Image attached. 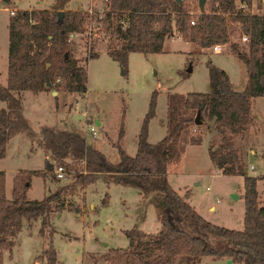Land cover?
Masks as SVG:
<instances>
[{
    "label": "trees",
    "instance_id": "trees-1",
    "mask_svg": "<svg viewBox=\"0 0 264 264\" xmlns=\"http://www.w3.org/2000/svg\"><path fill=\"white\" fill-rule=\"evenodd\" d=\"M69 0H54L51 8H15L7 18V55L5 84L0 86V158L7 140L24 134L48 154L49 171L60 164L71 181L41 199H28L31 174L38 170H18L11 180V191L4 193V171L0 169V264L3 250L10 251L22 218L40 217L38 231L43 234L49 221L51 202L75 188L81 190L97 176L105 182L135 187L142 198L153 203L159 228L146 232L134 223L122 229L127 239L124 247L111 248L101 258L107 264H198L200 257L230 258L242 264H264V200L257 199L256 175L245 171L243 158L234 147V135H242L251 122L250 97L264 95V14L235 9L237 0H205L203 11L190 23L188 1L180 0H104L97 10L65 8ZM249 5L250 0H238ZM100 22L108 33L104 51L126 70L127 54L162 51L166 36L173 32L194 43L197 49L226 44L227 50L242 62L246 80L241 90H234L226 72L206 60L207 92H169L166 94L165 134L155 142L146 140L147 121L154 114L156 91L149 94L147 109L136 134L134 154L121 146L122 120L115 139L117 160L109 161L79 132L41 126L32 130L22 114L21 91L37 93L54 89L83 94L86 91V63L97 56L92 45L81 59L71 50L69 33L90 36V20ZM97 25V24H96ZM98 26V28H99ZM87 27L90 33H86ZM241 35L246 40L239 42ZM46 81L50 83L46 85ZM56 95H54L55 97ZM187 110L211 121L218 135L207 145L209 160L223 174L242 179V228L214 224L188 203V192L179 194L167 180V164L180 157L184 145L199 144L202 138L187 136L185 127L193 121ZM80 165H76V162ZM78 163V164H79ZM57 206L63 202L57 201ZM69 208V207H68ZM52 229L47 232L51 235ZM42 264H55L51 245L42 250ZM96 257L92 263L95 264Z\"/></svg>",
    "mask_w": 264,
    "mask_h": 264
},
{
    "label": "rangeland",
    "instance_id": "rangeland-1",
    "mask_svg": "<svg viewBox=\"0 0 264 264\" xmlns=\"http://www.w3.org/2000/svg\"><path fill=\"white\" fill-rule=\"evenodd\" d=\"M100 12L104 0H79ZM54 0H0V86L4 84L7 55V18L9 9L52 7ZM262 1L251 0L249 11L262 13ZM190 7L196 0L188 1ZM195 10V8L193 9ZM97 24V25H96ZM100 22L90 20L92 35L76 34L71 39L72 54L76 59L84 57L87 48L98 51L97 56L86 63V91L79 93L60 92L57 97L47 93L25 91L22 96V114L32 130L41 126L53 129H69L79 132L87 142L102 140L99 150L106 158L115 162L116 149L111 142L116 137L122 120L123 135L120 143L132 154L136 146V134L141 119L147 109L149 94L156 91L154 114L147 121L146 140L157 141L164 132L161 124L166 115V94L169 92H207L208 75L205 62L207 50L198 53L197 46L181 38L164 39L162 51L142 53L130 51L127 54L126 70L121 73L117 61L105 51L107 32H103ZM99 26V28H98ZM240 39V38H239ZM245 40H239L242 43ZM91 48V47H90ZM209 54L210 61L224 69L234 83V89L246 79L243 64L227 50ZM189 69V71L187 70ZM236 87V88H235ZM76 100V101H75ZM5 105L0 100V107ZM74 105V107H73ZM56 107V108H55ZM251 122L242 135H234V147L243 158L245 171L258 177L256 181L257 199L264 200V95L250 97ZM85 112V113H84ZM194 118L196 112L187 110ZM86 118V119H85ZM199 122H189L185 127V137L202 138L199 144H186L180 157L167 164L170 185L179 193L188 192L186 200L206 220L229 228H242V179L240 175L218 172L209 162L207 145L216 143L218 135L211 121L202 114ZM95 119H102L101 125ZM92 123L96 135L91 136L85 129ZM107 141V142H106ZM42 150L22 133L11 136L5 144L4 156L0 158V169L4 171V193L8 197L11 180L18 170H38L43 174H31L30 186L26 190L28 199H41L50 192L71 181L73 170L57 178L49 171ZM76 162V165H80ZM252 164L253 169L248 165ZM55 165V163L53 164ZM74 189L58 200L51 202L47 213L49 226L44 233L38 231L40 217L29 221L22 218L19 230L14 236L11 250L2 252V264H42V250L49 239L56 253V264H107L101 258L111 248L124 247L127 239L122 229L136 223L145 231L158 230L153 203L140 198L137 189L130 185L105 182L97 176L88 183L83 194ZM105 199V202L103 203ZM63 206H57V201ZM79 205V206H78ZM69 207V208H68ZM79 210L81 213H77ZM142 218V219H141ZM52 229L51 235L47 232ZM35 264V263H34ZM198 264H242L227 258L202 256Z\"/></svg>",
    "mask_w": 264,
    "mask_h": 264
},
{
    "label": "crops",
    "instance_id": "crops-1",
    "mask_svg": "<svg viewBox=\"0 0 264 264\" xmlns=\"http://www.w3.org/2000/svg\"><path fill=\"white\" fill-rule=\"evenodd\" d=\"M262 1V0H261ZM80 3H81V1H79V0H69L67 3H66V5H65V8H68V9H86L87 8V6L86 5H83L82 7L80 6ZM250 3H251V0H250ZM250 3H249V5H250ZM262 3V5H263V2H261ZM249 5H246V7H247V11H249L248 10V7H249ZM264 6V5H263ZM263 6H262V9H263ZM27 8H29V7H27ZM45 8H48V7H45ZM50 8V7H49ZM250 13H255V12H252V11H249ZM167 38V36L164 38V39H166ZM168 38H181L180 36H178V35H176V33H172L171 34V36L170 37H168ZM182 39V38H181ZM164 41V40H163ZM189 42V41H188ZM163 44V43H162ZM221 45V47H220V50L219 51H222L223 49H225L226 50V48H225V46H226V44H220ZM163 47V46H162ZM211 48V50L209 51V50H207V49H210ZM101 48H99V50H100ZM207 50V54H206V56H207V58H208V60H210V58H209V54L210 53H212V52H219V51H213L212 50V45L211 46H209V47H204V48H200V50H198V53H203V50ZM98 50V51H99ZM98 51H97V53H98ZM240 61V60H239ZM241 62V61H240ZM242 63V62H241ZM244 66V65H243ZM224 70V69H223ZM6 71V70H5ZM189 71V70H188ZM226 72V71H225ZM227 74V73H226ZM228 75V74H227ZM228 78H229V80H230V82H231V86H232V88L234 87L233 85H234V83H233V81L231 80V78L228 76ZM245 80L246 79H244V81L243 82H241L240 81V83H241V86H239L237 89H238V91L239 90H241L242 88H243V86H244V83H245ZM4 84H5V77H4ZM3 84V85H4ZM236 88V87H235ZM234 89V88H233ZM234 90H236V89H234ZM25 91H28V90H24V91H21V98H22V96H23V93L25 92ZM40 93H47V94H49L50 96H53L54 97V95H56V97H57V94H59L60 92H62V91H56V93L53 95L52 94V92H51V89H44V90H41V91H39ZM85 94V92L83 93V94H80V95H84ZM76 101V100H75ZM73 107H74V105H73ZM56 108V107H55ZM250 112H251V110H250ZM85 113V112H84ZM166 116V115H165ZM250 116H251V118H252V115H251V113H250ZM86 119V118H85ZM102 119H95V123H96V121H97V123L96 124H98V125H101V121ZM85 123H88V122H85ZM163 126H164V132H163V135L165 134V119L164 120H162V123H161ZM162 135V136H163ZM161 136V137H162ZM160 137V138H161ZM159 138V139H160ZM102 139L101 138H99V139H93L92 140V142L93 143H96V144H94V146H96L98 149H99V143H100V141H101ZM158 140V139H157ZM203 141V140H202ZM107 142V141H106ZM150 142H153V141H150ZM204 142V141H203ZM187 144H189V143H187ZM186 145V144H185ZM184 145V146H185ZM39 147V146H38ZM40 148V147H39ZM41 150H42V152L44 153V156L45 157H47L48 159H49V156H48V154H46L44 151H43V149L42 148H40ZM135 149H136V146H135ZM134 152H135V150H134ZM134 152L132 153V154H134ZM131 154V155H132ZM210 163H211V165L218 171V172H220V169L219 168H217V167H215L214 166V164L211 162V161H209ZM169 168L167 167V177H168V175H169ZM85 188V187H84ZM84 188H82L81 189V194H83V192H84ZM258 190V189H257ZM185 192V191H184ZM258 192V191H257ZM137 193L139 194V199L140 198H142L141 197V194L139 193V191L137 190ZM80 194V195H81ZM184 194V193H183ZM182 194V195H183ZM187 198V197H186ZM105 202V199H104V201H103V203ZM79 206V205H78ZM195 209V208H194ZM82 211V210H81ZM81 211H79V210H77L76 212L77 213H81ZM198 213H200V211H198ZM82 214V213H81ZM142 219V218H141ZM159 226V225H158ZM139 228L140 229H142L143 231H145L143 228H141V226H139ZM159 228V227H158ZM146 232H150V231H146ZM97 261H99V260H97ZM96 261V262H97ZM33 262L36 264V262H35V260H33ZM95 262V263H96ZM33 263V264H34ZM56 264V263H55Z\"/></svg>",
    "mask_w": 264,
    "mask_h": 264
},
{
    "label": "built area",
    "instance_id": "built-area-1",
    "mask_svg": "<svg viewBox=\"0 0 264 264\" xmlns=\"http://www.w3.org/2000/svg\"><path fill=\"white\" fill-rule=\"evenodd\" d=\"M235 9H239V10H247V7H246L245 2H243V1H238V0H237V1L235 2ZM198 11H199L198 8L195 9V10H190V11H189V14H190V20H189V22H190V23H193V21L196 19V15H197V12H198ZM12 12H13V10H12V9H9V13H12ZM86 33H88V34L90 33V29H89V27H87ZM76 34H79V33L70 32V33H69V38L74 37ZM246 39H247V38H246L245 35H241L239 40H246ZM220 47H221L220 44H213V45H212V50H213V51H219V50H220ZM87 125H88V127L85 128V129L87 130V132L90 133V135H91L92 137L95 136V135H96V130H95V127L93 126V124L88 122ZM248 168H249V169H253V165H252V164H249V165H248ZM52 172H53V174L55 175V177L60 178V177H62L63 174L65 173V170H64V168H63L62 165H60V164H56V165H53V167H52Z\"/></svg>",
    "mask_w": 264,
    "mask_h": 264
},
{
    "label": "water",
    "instance_id": "water-1",
    "mask_svg": "<svg viewBox=\"0 0 264 264\" xmlns=\"http://www.w3.org/2000/svg\"><path fill=\"white\" fill-rule=\"evenodd\" d=\"M176 2H180V0H174ZM263 2V5H264V0H262ZM204 4H205V0H196V5H197V8L199 11H203L204 9ZM262 13L264 14V6H263V9H262ZM189 70V69H187ZM46 85L49 86L50 83L48 81H46ZM51 92L52 94L54 95L56 93V91L54 89H51ZM194 123H198L199 122V119H198V113L196 112L195 116H194V119H193ZM97 123V121H96ZM230 261V258H227V262Z\"/></svg>",
    "mask_w": 264,
    "mask_h": 264
}]
</instances>
